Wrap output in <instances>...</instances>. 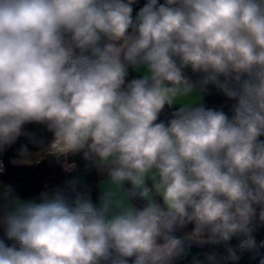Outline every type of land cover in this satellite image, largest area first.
Listing matches in <instances>:
<instances>
[{
	"label": "clouds",
	"instance_id": "obj_1",
	"mask_svg": "<svg viewBox=\"0 0 264 264\" xmlns=\"http://www.w3.org/2000/svg\"><path fill=\"white\" fill-rule=\"evenodd\" d=\"M137 3L0 0V153L25 137L39 150L14 163L43 154L68 176L29 198L0 181V264H174L193 246L237 264L264 248V0ZM212 90L231 114L202 103ZM76 156L109 182L98 204Z\"/></svg>",
	"mask_w": 264,
	"mask_h": 264
},
{
	"label": "trees",
	"instance_id": "obj_2",
	"mask_svg": "<svg viewBox=\"0 0 264 264\" xmlns=\"http://www.w3.org/2000/svg\"><path fill=\"white\" fill-rule=\"evenodd\" d=\"M164 0H160L163 3ZM145 0H138V3L134 5V15L135 12L143 6ZM195 79V76L189 71L188 73ZM206 107L222 109L226 113H230L231 102L227 101L225 97L217 93L215 90L210 92V95L203 102ZM175 109V107H173ZM164 117L162 116L161 119ZM28 131H41L44 132L47 140L51 138V133L45 131L43 126L40 125H28ZM261 139H264L262 137ZM21 145H27L29 150H39V144H15L8 147L5 150V160L7 163V175L3 178L4 183L11 184L22 198H29L37 195L40 191L45 189V187H52L55 185H63L65 179H67L61 170L60 165L46 166L39 165L35 167H14L10 166L9 162L12 159L18 158V149ZM72 161H75L78 166V172L87 175L86 184L88 185V190L90 192L91 200L94 204L98 203V182L99 179L96 176L95 169L85 170V161L82 160L80 156L72 157ZM137 207L142 206L143 202L135 200ZM192 225L189 224L186 230H190ZM0 231V235H1ZM256 237L257 242L264 240V225H260L256 228L253 233ZM1 239V238H0ZM231 245L236 246L238 244V239L233 238L230 242ZM209 252L217 253L218 264H233L232 261L226 260L227 253L223 246H205L196 247L193 246L189 249L188 254L182 258L177 259L174 264H196V262H202V264H207L206 255ZM240 255V260L237 264H259L261 257H264V248L259 249V255H255L250 252L238 253Z\"/></svg>",
	"mask_w": 264,
	"mask_h": 264
},
{
	"label": "crops",
	"instance_id": "obj_3",
	"mask_svg": "<svg viewBox=\"0 0 264 264\" xmlns=\"http://www.w3.org/2000/svg\"><path fill=\"white\" fill-rule=\"evenodd\" d=\"M140 75V73H137V72H133L131 69H130V78H136V77H138ZM210 95V93L209 94H206L204 97H203V99H202V103L205 101V99L208 97ZM198 95H193V96H191V97H188V98H181L179 101H178V103H180V104H194V103H196L197 102V100H198ZM173 107H175V108H178L179 107V105H174ZM29 132H35L36 133V135H37V138L40 140V141H42V142H47V137H46V135H45V133L44 132H41V131H29ZM15 144H32V145H35V144H33V143H31L27 138H25V137H20L17 141H16V143ZM15 144H13V145H15ZM30 151H32L33 153H35L36 151H38V150H30ZM16 159H12L10 162H9V165L10 166H14V167H35V166H39V165H48V166H53V165H58L56 162H55V160L54 159H52V158H50V157H48V158H46L43 154H41L40 156H33V162L31 163V164H25V165H18V164H16V163H14L13 161H15ZM70 162H72V160H71V158H70V160H69ZM95 172H96V176H97V178L99 179V182H98V196H100V194H101V191H102V188H104L105 186H107L108 185V181L107 180H105L106 179V177L104 176V175H101L100 173H98L96 170H95ZM149 183V186L151 185V182L149 181L148 182ZM127 186V185H126ZM46 188V187H45ZM98 202H99V199H98ZM133 203H135L136 204V202H135V200L133 201ZM98 204V203H97ZM136 206H137V204H136ZM0 231L2 232L1 233V235H0V238L1 239H5V242L6 243H11V241H7V239H6V237H5V235H4V232H3V229L2 228H0ZM196 247H198V246H196ZM205 247V246H204Z\"/></svg>",
	"mask_w": 264,
	"mask_h": 264
},
{
	"label": "built area",
	"instance_id": "obj_4",
	"mask_svg": "<svg viewBox=\"0 0 264 264\" xmlns=\"http://www.w3.org/2000/svg\"><path fill=\"white\" fill-rule=\"evenodd\" d=\"M0 161L3 162L4 168H5V171L2 174H0V181L4 182L3 178L7 175V163L5 160V151L3 153H0ZM61 170L63 171L62 167H61ZM77 172H78V167H77ZM63 173H64L65 177L68 178L67 174L64 171H63ZM73 174H75V173H73Z\"/></svg>",
	"mask_w": 264,
	"mask_h": 264
},
{
	"label": "water",
	"instance_id": "obj_5",
	"mask_svg": "<svg viewBox=\"0 0 264 264\" xmlns=\"http://www.w3.org/2000/svg\"><path fill=\"white\" fill-rule=\"evenodd\" d=\"M75 174L83 175V176H85V177H86V180H87V175H86V174L79 173V172H77V173H75Z\"/></svg>",
	"mask_w": 264,
	"mask_h": 264
},
{
	"label": "rangeland",
	"instance_id": "obj_6",
	"mask_svg": "<svg viewBox=\"0 0 264 264\" xmlns=\"http://www.w3.org/2000/svg\"><path fill=\"white\" fill-rule=\"evenodd\" d=\"M59 165V164H58Z\"/></svg>",
	"mask_w": 264,
	"mask_h": 264
}]
</instances>
